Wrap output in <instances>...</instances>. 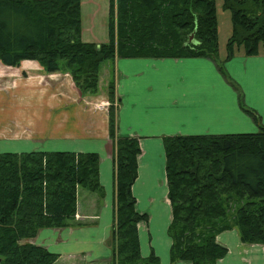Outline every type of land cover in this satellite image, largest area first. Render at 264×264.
Wrapping results in <instances>:
<instances>
[{"label":"trees","instance_id":"1","mask_svg":"<svg viewBox=\"0 0 264 264\" xmlns=\"http://www.w3.org/2000/svg\"><path fill=\"white\" fill-rule=\"evenodd\" d=\"M230 12L228 59L264 46V0H222ZM108 40L82 39L81 0H0V62L37 61L47 72L67 70L81 94L97 92L100 67L115 58L212 59L238 91L256 132L170 135L163 139L171 221V262L216 264L226 247L218 232L236 227L244 243L264 245V125L247 107L218 58L216 0H109ZM193 33L189 43L186 41ZM235 84V85H234ZM108 136L113 147V223L106 244L111 264H159L140 255L136 210L137 138L120 136L114 84L108 88ZM96 152L0 153V264H53L58 255L30 243L42 228L76 225L78 190L103 195Z\"/></svg>","mask_w":264,"mask_h":264},{"label":"crops","instance_id":"2","mask_svg":"<svg viewBox=\"0 0 264 264\" xmlns=\"http://www.w3.org/2000/svg\"><path fill=\"white\" fill-rule=\"evenodd\" d=\"M219 32L218 22V35ZM225 43L223 49L219 43V59L226 56ZM114 69L118 134L137 138L140 147L137 177L132 185L136 210L148 216L137 224L140 255L154 253L159 264H191L170 261L171 239L167 231L171 215L163 139L170 135L256 132L258 124L240 108L236 89L210 58L117 57ZM224 69L240 86L245 105L264 125V50L260 47L258 54L246 55L238 48L224 60ZM50 104L46 107H58L54 101ZM77 112L68 113L67 124L72 129L64 137L60 134L64 131L61 124L54 122L51 128L45 125L53 121L54 112L45 119L43 109L37 111L35 134L22 140V150L8 148L0 153L71 151L99 155L103 199L78 190V212L85 224L42 228L28 241L56 253L58 258L53 264H110L111 250L106 239L113 223L114 176L107 114L93 106L82 111V118L77 117ZM216 241L227 249L216 264H264V245L242 242L236 229L218 233Z\"/></svg>","mask_w":264,"mask_h":264},{"label":"rangeland","instance_id":"3","mask_svg":"<svg viewBox=\"0 0 264 264\" xmlns=\"http://www.w3.org/2000/svg\"><path fill=\"white\" fill-rule=\"evenodd\" d=\"M221 4L222 0H216L220 31L218 39L221 48L223 49V45L227 41L231 32V19L230 12L228 10H223ZM108 15L109 0H82V39L84 41H107ZM239 48L241 50L243 49L242 47ZM261 50H264L263 46H261ZM114 61L102 63L99 71L97 92L94 94H81L77 89L71 74L64 68L55 72H47L37 61L31 60V62H21L15 67L6 66L0 62V150L8 148L22 150V140L24 138L32 137V135L35 134L34 131L37 127L36 118L39 119V115H37L36 112L42 109L44 112V118H49L51 113L54 112L53 121L47 122L45 125L51 128L54 126V122H56V124H61V128L64 131L60 132V134L64 137L72 129V126L67 124L68 113H71L72 115L73 111H78L77 117L82 118L84 116L82 111L87 112L89 106H93L96 109H102L107 114L108 132V108L110 105L108 88L110 81H112L115 92ZM232 81L237 84L235 80ZM24 84L29 86H24ZM237 86L242 94L240 86L238 84ZM50 101H54L58 107L54 109L46 107L48 104L51 105ZM72 106H74V108ZM117 107L118 101L116 102V111ZM32 114L33 117H31ZM34 115H37V117ZM48 133L50 132L48 131ZM84 191L85 193H90V191ZM91 193L96 195L97 200L103 199L104 197L95 192ZM74 222L76 225L71 226L85 224L79 216L78 208ZM230 229L237 230L236 227H231L225 230Z\"/></svg>","mask_w":264,"mask_h":264},{"label":"water","instance_id":"4","mask_svg":"<svg viewBox=\"0 0 264 264\" xmlns=\"http://www.w3.org/2000/svg\"><path fill=\"white\" fill-rule=\"evenodd\" d=\"M193 38V33L190 35L189 39L186 41V43H189Z\"/></svg>","mask_w":264,"mask_h":264}]
</instances>
